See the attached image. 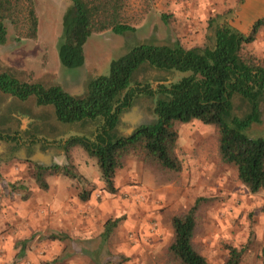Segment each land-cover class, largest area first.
Listing matches in <instances>:
<instances>
[{
  "label": "rangeland",
  "instance_id": "rangeland-1",
  "mask_svg": "<svg viewBox=\"0 0 264 264\" xmlns=\"http://www.w3.org/2000/svg\"><path fill=\"white\" fill-rule=\"evenodd\" d=\"M34 2L39 16L38 38L18 41L9 26L7 42L0 45V74L9 73L21 82L44 87L76 81L79 98L87 96L84 91L88 81L109 75L111 63L135 47L212 46L218 26L227 24L248 34L264 17V0H124L121 21L134 31L125 35L110 30L93 34L84 46L85 65L68 68L62 65L59 51L75 16L74 4L70 0ZM245 53L264 62V27L257 40L246 46ZM184 75L145 65L135 74L134 82L156 89ZM156 99L146 95L135 99V105L146 112L147 124L156 119ZM21 106L29 113H45V127L32 133L41 142L96 139L93 131L82 128L80 122H60L53 105L39 106L35 96L22 101L0 91V264H177L168 255L174 238L172 219L195 206L198 226L193 242L209 264H227L232 248L242 252L240 264H264V193H250L235 170L220 161L217 128L198 120L179 127L176 153L182 162L181 172L158 171L144 156L131 154L117 172L116 194L103 190L96 157L81 146L74 148L78 172L90 179L75 180L79 194L94 188L95 196V211L87 207L78 211L84 231L68 225L56 229L38 221L40 216L55 214L49 207L27 222L30 200L39 194L35 192L39 187L35 177L40 164L23 161V145L9 142L12 135L23 136L20 126L9 121V112L15 110L19 115ZM234 108L241 118L251 111L240 96H235ZM260 113L261 122L249 129L250 137L264 138V101ZM57 161L62 160L55 157L53 164ZM129 187L134 194L124 192ZM118 219L120 222L107 236V222ZM54 236L66 238L55 240ZM21 248L25 250L22 258Z\"/></svg>",
  "mask_w": 264,
  "mask_h": 264
},
{
  "label": "trees",
  "instance_id": "trees-1",
  "mask_svg": "<svg viewBox=\"0 0 264 264\" xmlns=\"http://www.w3.org/2000/svg\"><path fill=\"white\" fill-rule=\"evenodd\" d=\"M75 16L66 29L65 41L59 56L63 66L82 68L85 65L84 46L93 34L112 31L125 35L134 28L122 23L124 0H70ZM9 26L17 40L38 38L39 16L34 0H0V45L7 42ZM264 27V17L254 23L248 34L223 24L215 31L212 46L185 48L142 44L111 63L110 74L88 85L85 98L67 94L61 86L44 87L38 83L19 81L9 73L0 74V91L25 101L35 96L37 105L55 107L62 123L99 122L95 141L70 139L65 145L66 164L52 168L38 166V186L49 188L46 178L64 174L81 181L72 150L83 147L96 157L104 182V191L116 194L117 172L131 154L144 156L154 169L179 173L182 162L176 149L180 139L179 127L198 120L218 130L220 161L232 167L238 180L252 194L264 193V138L248 134L254 124L261 122L260 106L264 101V62L245 53ZM145 65L162 72L184 75L169 85H150L134 82L135 74ZM141 95L157 96L156 119L139 127L132 135H117L122 115L135 105ZM245 99L251 111L241 118L235 115L234 98ZM94 188L79 194L81 201H89ZM197 207L172 219L174 238L168 255L177 264H209L196 249L194 237L198 226ZM120 220L107 222V236ZM55 238V237H54ZM20 258L24 257L20 254ZM242 252L230 250L227 264H240Z\"/></svg>",
  "mask_w": 264,
  "mask_h": 264
},
{
  "label": "crops",
  "instance_id": "crops-1",
  "mask_svg": "<svg viewBox=\"0 0 264 264\" xmlns=\"http://www.w3.org/2000/svg\"><path fill=\"white\" fill-rule=\"evenodd\" d=\"M91 81L86 83L84 94L88 93V85ZM52 84V83H51ZM54 86H61L62 89L69 95L78 96L79 93V84L76 81H62L61 84ZM18 111H21L19 115L15 114L16 111L9 112V121L20 126L21 131L25 132L26 140L23 141V161L28 164H35L46 168H51V166L59 165L63 166L65 160V145L69 141L68 139L61 141V143H50V142H41L37 138H34L32 133L37 130H41L45 127L44 116L45 113L36 111L28 112L26 108L21 106ZM23 112V113H22ZM28 112V113H27ZM146 112L142 106L134 105L130 110L125 112L117 127V135L130 136L134 133L136 127L147 124L145 123ZM99 122L87 121L78 123L82 128H87L92 134H97V125ZM91 124H95L94 129L91 128ZM86 129V130H87ZM61 158V162L57 161L56 164H53V159ZM73 157H76L75 151H73ZM46 158L50 159V162L44 161ZM75 160V159H74ZM50 163V164H49ZM64 163V164H63ZM83 175V174H82ZM85 180L89 181L90 179L83 175ZM49 188L43 190L40 187H36L35 192H38L37 196L33 197L30 200L29 212L26 214L28 216L27 222L33 221V217H38L37 213L43 208L49 207L52 209L55 214L49 217L40 216L41 220L45 225H54V228L59 229L61 226H71L70 228L77 231H84V228L81 229L83 221L82 216L79 214V210L83 207L90 208L91 210L95 207V196L91 195L89 201L83 202L79 197V191L77 189L78 185L76 181L71 180L64 174H55L50 175L46 178ZM124 192L129 194H134L133 189L124 188ZM129 210L133 209L130 207V204L125 205ZM95 211V209H93ZM143 213L139 216H142ZM55 237V238H54ZM55 240L60 238H66V236H54ZM21 255H25L24 248H21Z\"/></svg>",
  "mask_w": 264,
  "mask_h": 264
},
{
  "label": "flooded vegetation",
  "instance_id": "flooded-vegetation-1",
  "mask_svg": "<svg viewBox=\"0 0 264 264\" xmlns=\"http://www.w3.org/2000/svg\"><path fill=\"white\" fill-rule=\"evenodd\" d=\"M7 95H9V94H7ZM10 96H12V95H10ZM24 133L25 132L22 131L23 136L22 135H16V136L12 135L11 137H9V142L21 143V142L25 141L26 137H25Z\"/></svg>",
  "mask_w": 264,
  "mask_h": 264
},
{
  "label": "water",
  "instance_id": "water-1",
  "mask_svg": "<svg viewBox=\"0 0 264 264\" xmlns=\"http://www.w3.org/2000/svg\"><path fill=\"white\" fill-rule=\"evenodd\" d=\"M144 125H145V124H144ZM141 126H143V125H141ZM141 126H139V127H141ZM139 127H136L135 130H134V132H135Z\"/></svg>",
  "mask_w": 264,
  "mask_h": 264
}]
</instances>
